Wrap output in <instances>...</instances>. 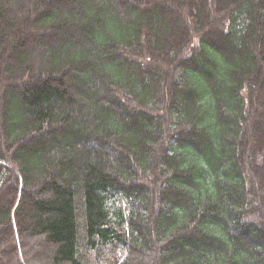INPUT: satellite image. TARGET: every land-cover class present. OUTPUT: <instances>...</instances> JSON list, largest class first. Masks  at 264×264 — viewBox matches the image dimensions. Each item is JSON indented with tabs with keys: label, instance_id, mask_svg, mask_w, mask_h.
Returning a JSON list of instances; mask_svg holds the SVG:
<instances>
[{
	"label": "trees",
	"instance_id": "16d2710c",
	"mask_svg": "<svg viewBox=\"0 0 264 264\" xmlns=\"http://www.w3.org/2000/svg\"><path fill=\"white\" fill-rule=\"evenodd\" d=\"M0 264H264V0H0Z\"/></svg>",
	"mask_w": 264,
	"mask_h": 264
},
{
	"label": "rangeland",
	"instance_id": "374dc122",
	"mask_svg": "<svg viewBox=\"0 0 264 264\" xmlns=\"http://www.w3.org/2000/svg\"><path fill=\"white\" fill-rule=\"evenodd\" d=\"M39 42H41V41H39ZM172 134H175V133H172ZM141 263H144L143 261H141Z\"/></svg>",
	"mask_w": 264,
	"mask_h": 264
}]
</instances>
